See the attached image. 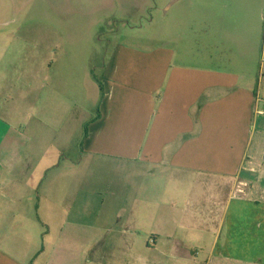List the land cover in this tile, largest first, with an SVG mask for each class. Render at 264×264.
<instances>
[{
    "label": "crops",
    "instance_id": "crops-1",
    "mask_svg": "<svg viewBox=\"0 0 264 264\" xmlns=\"http://www.w3.org/2000/svg\"><path fill=\"white\" fill-rule=\"evenodd\" d=\"M185 6L180 32L103 48L99 75L86 57L89 109L63 51L0 83V264H264L262 8ZM78 111L77 157L53 150Z\"/></svg>",
    "mask_w": 264,
    "mask_h": 264
},
{
    "label": "rangeland",
    "instance_id": "rangeland-1",
    "mask_svg": "<svg viewBox=\"0 0 264 264\" xmlns=\"http://www.w3.org/2000/svg\"><path fill=\"white\" fill-rule=\"evenodd\" d=\"M192 1L195 0H0V83L26 84L28 78L34 76L27 71L36 72L43 64L45 53L55 59L58 52L63 51V62L73 65L78 75L77 106L86 105L85 108L89 109L88 90L80 80L84 75L81 70L86 57L89 60L93 56L94 63H98L93 67V75H99L103 48L106 58L117 42L148 48L152 35L180 32L179 23L186 11L185 5ZM231 1L259 2L263 12L261 32L264 40V0ZM262 71L263 68L261 78ZM90 111L94 113L96 108ZM71 119L63 122L65 126L52 148H67L77 157L89 115L82 117L78 111ZM70 124L73 127V136L68 140L70 145L61 144L60 140L67 132L66 125ZM103 167L95 163L94 176L98 175L101 180L93 186L94 195L89 207L93 213L99 210L105 197ZM83 172L84 165L79 167V179ZM84 187L88 185L80 179L78 205L86 194Z\"/></svg>",
    "mask_w": 264,
    "mask_h": 264
}]
</instances>
